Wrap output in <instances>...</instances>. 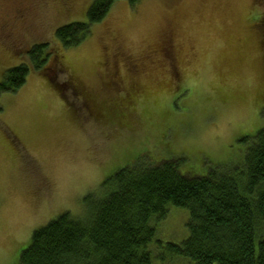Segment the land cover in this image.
Listing matches in <instances>:
<instances>
[{
  "label": "rangeland",
  "instance_id": "rangeland-1",
  "mask_svg": "<svg viewBox=\"0 0 264 264\" xmlns=\"http://www.w3.org/2000/svg\"><path fill=\"white\" fill-rule=\"evenodd\" d=\"M94 1L0 0V83L29 70L0 93V264H18L59 216L84 219L127 165L239 167L243 138L264 129V0H120L87 40L62 47L56 32L86 23ZM88 94L100 118L84 109ZM188 218L170 208L156 226L153 264H191L164 249L187 240Z\"/></svg>",
  "mask_w": 264,
  "mask_h": 264
},
{
  "label": "trees",
  "instance_id": "trees-1",
  "mask_svg": "<svg viewBox=\"0 0 264 264\" xmlns=\"http://www.w3.org/2000/svg\"><path fill=\"white\" fill-rule=\"evenodd\" d=\"M118 1H94L86 23L56 32L61 46L74 48L87 40L90 28L101 24ZM42 52L37 47L31 63ZM28 73L26 66L11 69L0 93L17 92ZM85 99L84 109L91 107L93 117L100 118L96 99L89 94ZM134 102L129 98L124 104L131 109ZM242 142L248 145L239 167L184 174L182 159L127 165L107 178L108 193L88 207L84 219L66 213L35 231L18 264H153L155 247L162 246L155 240L156 226L170 208L187 210L189 218L187 240L164 246L168 256L191 264H264V129Z\"/></svg>",
  "mask_w": 264,
  "mask_h": 264
},
{
  "label": "flooded vegetation",
  "instance_id": "flooded-vegetation-1",
  "mask_svg": "<svg viewBox=\"0 0 264 264\" xmlns=\"http://www.w3.org/2000/svg\"><path fill=\"white\" fill-rule=\"evenodd\" d=\"M50 80L56 83V80H55V79L50 78ZM65 87H66V88H69V89L72 91V94H73V95H80V94H78V92L75 90L76 88H73V85L71 84V82H69L68 84H66ZM63 89L66 90L65 88H63ZM83 93H84V92H83ZM85 98H86V95H85L84 98H83V99H84L83 105H84L85 102H87V100H86Z\"/></svg>",
  "mask_w": 264,
  "mask_h": 264
}]
</instances>
